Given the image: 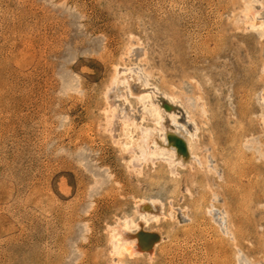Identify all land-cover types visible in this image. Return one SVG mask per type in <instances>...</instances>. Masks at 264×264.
<instances>
[{"label":"rangeland","instance_id":"obj_1","mask_svg":"<svg viewBox=\"0 0 264 264\" xmlns=\"http://www.w3.org/2000/svg\"><path fill=\"white\" fill-rule=\"evenodd\" d=\"M245 6L263 28L245 24ZM260 6L0 0V264H114L109 227L142 216L163 240L152 259L123 264H264ZM133 66L145 83L133 92L156 87L161 108L177 117L164 118L166 131L185 150L194 141L195 158L174 174L173 147L129 167L122 120H153L110 82ZM152 200L161 201L158 222L135 210Z\"/></svg>","mask_w":264,"mask_h":264},{"label":"bare ground","instance_id":"obj_2","mask_svg":"<svg viewBox=\"0 0 264 264\" xmlns=\"http://www.w3.org/2000/svg\"><path fill=\"white\" fill-rule=\"evenodd\" d=\"M260 7L264 8V1L262 0H261ZM242 12H243L244 22L245 24L249 26V28H253V27H257L258 29L259 27L263 28V23L261 22L260 19H259L260 21H255L256 12L253 9H251V6H245ZM139 73H140L139 68L137 67H135L134 69L130 67L124 68V70L121 72L115 69V72L110 82L111 86H115L119 84L124 85V88L127 90L128 94L133 95L138 102L142 103L144 109H146V107L148 108L149 112H147V114H149V116L153 120L152 125L151 124L146 125V123L144 122L145 125L141 126V125H138L134 120H130L129 118L125 117V119L122 120L124 130L126 131V140L124 141V144H123L124 146L123 150L129 153V163H130L129 167H131L132 170H140L141 167L148 162L153 164L154 163L153 157L158 155L161 151H165V150H168V148L173 147L174 149L171 150L170 153H167L168 158L166 157L167 158L166 162L168 165L167 167L170 168V172L174 174L175 165H182L185 162H188L189 159L191 160L195 158V154L193 152L194 141L192 142L188 138L187 143H186L187 150H185L184 149L185 145L182 143L183 140L181 141V139H179L178 137H175V135L172 134L173 132L170 133L166 131L165 126H164V118L168 117V120L170 123H173V122L176 123L175 121H177V117L171 112L170 113L165 112V108H161L159 104L160 102L158 103L156 99L159 93L156 87H154L152 91L149 89L151 92L146 93V94L133 92L131 88L133 83H138V84L140 83V85L145 84L142 81ZM125 97L127 98V96ZM164 97L168 99L169 102L171 101L176 102L175 101L176 98L174 96L164 93ZM146 103L148 104V106H146ZM107 108L108 109L106 110V112L109 116L108 119L110 122L112 116L114 115L115 108H113V106L111 105H109ZM132 128L134 131H137L136 133L137 136L135 139H134V136H132V133H133L131 130ZM194 135H196V133ZM146 204L143 206L138 204L135 210H137V212L138 211L140 212L142 210H150V212H152V219L154 221H157V220L159 221V217L162 215L161 201L152 200L150 204L148 205ZM142 213L140 214L142 215ZM144 225L147 226L148 223H147V219L144 216H142L140 220L137 222H134L131 219H124L123 221L117 220L116 222H114L112 226L109 227V231H108L109 243L111 245L110 252H111V255L117 259V262H115L114 264H123L125 261L122 262L121 260L123 259L124 256H127V258H137L141 255H146L147 259L149 260L152 259L154 249L155 247L158 246V245L156 246L157 241L163 240V237L159 233L160 230L159 231L158 230H146L145 228H143Z\"/></svg>","mask_w":264,"mask_h":264}]
</instances>
